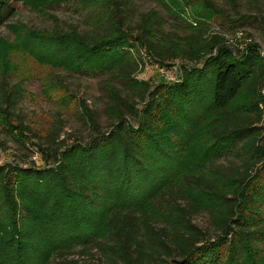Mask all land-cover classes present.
I'll return each instance as SVG.
<instances>
[{
    "label": "trees",
    "instance_id": "16d2710c",
    "mask_svg": "<svg viewBox=\"0 0 264 264\" xmlns=\"http://www.w3.org/2000/svg\"><path fill=\"white\" fill-rule=\"evenodd\" d=\"M18 1L26 4L27 0H0V26L15 16L12 3ZM55 1L71 7L74 14L94 20L96 30L79 33L54 24V29L34 36L54 44L75 45L77 58L83 53L93 56L98 62L95 68L105 67L110 79L123 85L116 88L103 84L107 108L112 112L106 132L100 130L94 112L82 101L91 131L85 141L72 133L61 138L60 127H55L53 132L39 136L34 152L47 168L21 161L23 167L14 155L12 162L0 166V193L5 196L0 200L14 215L17 210L26 214L22 224L38 223L37 229L25 235L13 218L12 227L0 218V264H80L71 256L78 253L92 259L93 250L104 260L101 264H262L259 242L264 243V210L256 200L264 198V120L259 109L264 83L261 46L249 43L244 49L231 50L228 40L211 34L204 45L206 52L195 54L191 40L160 29L162 22L155 11L142 13L132 22L119 0ZM171 1L200 4L225 19L230 28L261 23L264 30L263 17L228 19V12L212 0ZM50 3L52 0H32L29 4L32 10L55 22L46 10L51 8ZM206 31V27L196 29L190 38L199 39ZM139 49L151 63L162 67L176 61L196 65H182L176 83L163 79L155 84L138 83V63L127 54ZM0 81V118L19 136L27 137L31 132L17 114L23 94ZM242 91L249 94L247 103L240 111L229 110ZM190 95L208 104L205 109H213L215 122L221 125L219 130L210 131L206 148L210 157L204 167L220 183L204 174L180 172L177 182L167 184L155 199L156 210L172 219L165 223L137 204L138 196L145 194L141 189L153 178L161 180V165L169 164L160 149L167 145L164 135L169 136L185 118V109L178 113L172 98L188 105ZM172 112L180 116L178 121ZM31 139L26 138L28 142ZM23 145L27 152L31 150ZM212 150L217 153L212 155ZM142 174L145 180H136ZM117 176L121 178L118 193L112 186ZM126 186L133 193H125ZM184 187L207 194L214 205L195 203ZM16 188L30 200L18 201ZM106 212L105 230L98 234L97 217ZM201 213L208 218L209 230L192 221L193 215Z\"/></svg>",
    "mask_w": 264,
    "mask_h": 264
},
{
    "label": "rangeland",
    "instance_id": "374dc122",
    "mask_svg": "<svg viewBox=\"0 0 264 264\" xmlns=\"http://www.w3.org/2000/svg\"><path fill=\"white\" fill-rule=\"evenodd\" d=\"M31 1L27 0L26 4L20 1L13 2L15 16L7 24L0 26V80L5 81V86L15 87L23 94L17 114L20 116L22 124L31 132V134L28 133L27 137L31 139V135H36V138H32L28 142L26 136H19L12 126L0 118V143L4 144V147L0 148V166L12 162L14 155L20 163L21 161L26 163V165L34 163V167L40 169L48 166L34 153L36 145L40 143L38 140L39 136L43 137L49 132H53L55 127H60L61 138L65 137L67 133H72L85 141L91 131L88 129V118L84 113L85 109L81 104L82 101L86 102L87 109L94 112L100 130L106 132L112 112L107 108L108 102L105 91H103V84L122 88L121 85L123 83L110 79V74L105 67L98 66L99 68H95L94 65L98 63L95 60L96 58L94 59L93 56L84 54L83 50V55L80 54V59L77 58L75 45L70 44L68 46L65 42L54 44L34 36V33L40 34L39 37L44 35L42 32L54 29L56 27L54 24H58L64 29H75L79 33L92 32L97 28L94 20L90 21L81 15L74 14L71 7L63 6V4L52 0L49 5L51 8L48 7L46 10L55 17V23L50 18L45 17V15L32 10L29 4ZM119 1L126 7L132 22L138 20L142 13L155 11L162 22L160 29L168 35L176 33L182 39L191 40L195 54H204L206 52L204 45L211 34L220 35L225 40H228L227 45L229 48L244 49L249 43H257L264 48V30L261 23L258 25L246 23L237 28H230L225 19L220 18V15L211 14L210 11L212 10H208L194 2H173L171 0ZM212 1L216 6L222 7L228 12L231 17L228 19L239 20L241 16L264 18V0ZM212 16H216V18L212 19ZM205 27L207 31L203 37L199 39L190 38L194 30ZM28 32L33 33L32 36ZM36 40L38 41L36 42ZM128 53L127 58L136 60L138 63L135 76L137 82L139 81L138 83L149 81L155 84L162 79L155 64L149 61L144 50L139 49L138 52L130 50ZM144 62L147 63V66H145ZM181 65L190 67L196 64L183 61ZM201 84L203 85V82ZM130 86L136 89V86ZM200 88L201 86L198 89ZM208 94L209 92L206 91V95ZM249 98V94L246 91L240 92L228 109L240 111ZM188 99H190V104L183 105L176 98H172V105L178 113L181 109H185V118L183 121L180 120L181 122L178 125H175L176 128L173 129L169 136L167 135L166 137L164 135L167 145L163 141L165 146H160V149L169 158V164L161 165L163 166L160 174L161 180L159 181L158 178V181H154L156 178H153L149 185L141 189L145 190V194L143 195L141 192L138 196L139 202L137 204L147 207V212L150 215L165 223L172 219L156 210L155 199L167 184L177 182L180 172L204 174L215 182L220 183V180L209 174L204 167L206 160L210 157L206 152V148L210 144V131L211 129L219 130L221 125L215 122L217 115L213 112V109H205L208 104L205 105L202 100L195 96L192 97V95ZM171 114L178 121L177 117L180 118V116H174L173 112ZM164 130L168 131L169 129ZM163 134H167V132ZM18 139L19 142H16ZM168 142L170 143V148L168 147ZM23 144L31 150L27 152ZM216 153V151H213L212 155ZM220 162L223 163L224 160H220ZM21 165L24 167L22 163ZM122 176L125 177V174ZM158 176L156 175V177ZM145 177L146 175L142 174L136 180H145ZM262 179L264 182V175ZM119 180L121 178L119 179V176H117L112 185L116 191L119 189ZM221 182L223 183V180ZM141 186L137 191H140ZM224 186H226L227 190L231 189L227 183ZM18 188L15 190L16 199L20 202L30 200V197L22 194ZM124 190L127 194L133 193V189L127 186L124 187ZM184 190L195 203L207 207L214 205L207 194L186 187H184ZM116 191L113 190L112 196H115ZM148 193H150V196L147 197ZM0 198H5L2 192L0 193ZM256 200L257 204H260V208L264 210V198L260 197ZM4 214L5 216L3 217ZM25 215L21 210H17L14 215L4 204L3 200H0V218L3 219L2 222H6V225L12 227L11 219L13 218L12 221H17L18 229H23L25 235H29L34 228H38V223L34 225L33 222L29 221L33 228L29 224L27 225L26 222L22 224L23 219L26 218ZM106 215L107 212L97 217L95 226L97 225V229L101 231L98 234H102L105 230ZM191 218L195 225L209 230L208 218L204 213L193 215ZM259 247L263 248L264 255V243L259 242ZM93 253L94 257L92 259L78 255V253H75L71 258L78 260L80 264L104 263V260L101 259L96 250H93ZM262 260L264 261V258ZM261 263L263 264L264 262L261 261Z\"/></svg>",
    "mask_w": 264,
    "mask_h": 264
},
{
    "label": "built area",
    "instance_id": "2783aa9c",
    "mask_svg": "<svg viewBox=\"0 0 264 264\" xmlns=\"http://www.w3.org/2000/svg\"><path fill=\"white\" fill-rule=\"evenodd\" d=\"M259 56H260V59L264 65V48L263 47H261L259 49ZM182 62L183 61H176L175 63H172L168 67H162V66L155 64V67L157 68L158 73L160 74V76L162 77V79L165 82L176 83L179 81V73L181 71V66H182L181 63ZM144 64H145V66H147L146 62H144ZM144 64H143V66H144ZM143 66H140V67H143ZM260 94H261V102L259 103V109L263 112V118H264V83H263V86L261 88Z\"/></svg>",
    "mask_w": 264,
    "mask_h": 264
}]
</instances>
